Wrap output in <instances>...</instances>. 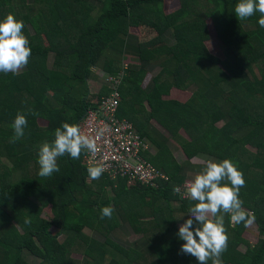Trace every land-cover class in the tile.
<instances>
[{
    "label": "trees",
    "instance_id": "16d2710c",
    "mask_svg": "<svg viewBox=\"0 0 264 264\" xmlns=\"http://www.w3.org/2000/svg\"><path fill=\"white\" fill-rule=\"evenodd\" d=\"M90 1L102 6L96 16L91 15L94 4ZM163 1L0 0V20L12 14L23 21L22 32L31 49L28 64L19 73L0 72V264H198L180 251L184 241L171 237L177 224L172 203L180 199L175 188L182 185L183 177L165 147L148 157L167 178L157 180L156 188L140 183L127 187L123 179H116L114 186L103 174L90 179L84 151L79 159L67 154L58 157L59 171L51 177L38 175V146L53 141L54 130L62 123L76 124L90 102L102 95L89 99L86 83L91 68L116 76L120 61L106 53L111 47L125 51L129 29L140 25L156 35L138 43L134 55L140 64L124 71L117 115L128 119L142 136L145 121L151 118L176 140V132L183 129L187 138L177 142L187 158L206 155L234 163L245 181L239 199L254 216L259 236L254 244L247 243L241 238L244 223L231 224L230 215L224 214L229 239L221 259L223 264H264V28L257 23L260 14L237 19L234 8L239 0H178L179 7L165 13ZM206 18L223 46L222 60L211 56L204 45ZM68 24L71 33L60 29ZM149 62L162 71L145 91L140 85L143 66ZM171 87L191 90L190 98L184 104L163 101ZM18 112L25 115L27 126L24 136L10 143ZM38 119L46 125L39 126ZM219 121L222 125L216 127ZM178 203L190 207L196 202ZM104 207L119 212L102 219ZM45 208L61 222L57 235L49 232V222L42 217ZM147 217L153 225L142 231L139 221ZM122 225L134 234H144L151 249L148 254L116 244L111 235ZM72 255H79L81 261Z\"/></svg>",
    "mask_w": 264,
    "mask_h": 264
},
{
    "label": "clouds",
    "instance_id": "9594fccd",
    "mask_svg": "<svg viewBox=\"0 0 264 264\" xmlns=\"http://www.w3.org/2000/svg\"><path fill=\"white\" fill-rule=\"evenodd\" d=\"M257 12L260 14L257 23L264 28V0H239L234 8L235 16L239 20H245ZM23 28V21L16 20L12 14L0 20L2 73L15 74L28 64L31 49L22 32ZM26 126L25 115L18 112L11 125L13 136L9 142L14 143L23 137ZM53 135V141H46L38 146V175L42 178L51 177L59 171L58 157L67 154L72 159H79L82 151L93 154L96 152L95 141L84 135L78 125L62 123L54 130ZM195 159L201 160L202 170L192 174V178L187 182V192L184 191L187 193L186 197L177 193L182 199L196 202L189 207V218L184 220L176 233L177 238L184 241L180 251L190 254L198 264H208L209 260L211 264H223L221 256L227 250L229 239L224 227V214H229L235 224L244 223L245 227L254 219L251 213L243 209V201L239 199L240 188L245 185V181L243 174L228 159L221 162L207 157ZM104 171V166L100 164H92L87 168L88 176L92 180L99 179ZM113 212L112 207H104L101 209V218L110 219ZM184 216L185 214L181 213L177 220ZM25 223H30V220Z\"/></svg>",
    "mask_w": 264,
    "mask_h": 264
},
{
    "label": "built area",
    "instance_id": "2783aa9c",
    "mask_svg": "<svg viewBox=\"0 0 264 264\" xmlns=\"http://www.w3.org/2000/svg\"><path fill=\"white\" fill-rule=\"evenodd\" d=\"M128 66V62H123L116 76H102L100 87L110 91L90 102L75 125L96 143L94 154L84 151L88 167L103 165L102 174L113 182L123 179L128 186L140 183L156 188L157 180L166 181L167 178L146 158L147 153H152L149 143L130 121L117 115L121 100L118 86ZM184 191L187 192V182L175 188L182 197L187 196Z\"/></svg>",
    "mask_w": 264,
    "mask_h": 264
},
{
    "label": "crops",
    "instance_id": "0c3cea01",
    "mask_svg": "<svg viewBox=\"0 0 264 264\" xmlns=\"http://www.w3.org/2000/svg\"><path fill=\"white\" fill-rule=\"evenodd\" d=\"M82 1L80 0L79 3H81ZM90 2L92 4H94V8L92 9L91 15L92 16L98 15L100 13V9L102 8L100 2H94V1H90ZM172 11L170 10L168 12H166V11H164V12L170 13ZM139 27L129 29V35L124 39V42H123L124 43L123 44V50H125V51H121V48L120 49L118 48V50H117L116 48L111 47V48H109V51H107V53H106V56L109 57L110 59L113 58L116 61H120V65H121L120 68H122L123 62H129L130 65L140 64L138 58L134 55L138 43L149 40L150 38H152L156 35V32L150 28L153 31V35L149 39H142L140 32L135 31L136 29H139ZM102 61H104V60H102ZM101 66H102V62H101ZM143 67L145 69V76L144 77H147V78L151 77L150 81H148L145 86H143V82L140 85V88L146 91L150 88L151 79L153 77H156L157 75H159L162 70L158 67V64H156L155 62H149L148 64H145ZM95 68L92 69L91 75L89 76L87 83L91 82L92 84L96 85V89L94 91L95 92L94 96L95 95L98 96L100 94L106 95L108 93V91H110V90H108L107 88H104V87L101 88L100 83L102 81V79H101L102 75L107 74V73L102 72L100 67L99 68L95 67ZM97 72H99V74H97ZM110 75H112V74H110ZM190 91L171 87L168 90V93L164 94L161 97V99L163 101H176V102L184 104L191 96ZM144 107L147 111L151 112V108H149L146 104H144ZM118 111H119V107H118ZM145 125H146V130H145L146 133L143 137L149 143L150 148L152 150V153H147V155H146L147 159L150 156H155L158 153L160 147H165L168 150V153L173 158V160L181 167L180 171H181V176L183 177L182 185L184 183L188 182L192 178V174H195V173L200 172L202 170L203 165L201 163V160L195 159V158L196 157L205 158L207 156L206 155H204V156L195 155L192 158H187L184 154L182 147L177 142L178 140L184 141V139L187 138L183 129H179L176 132V134H175L177 136V140H176L166 130H164V128H162V126H160V124L155 119L151 118L150 120L149 119L146 120ZM207 158H210V157H207ZM211 159H213L216 162H221V161H218V159L213 158V157ZM158 170L162 173V171L160 169H158ZM182 185H180V186H182ZM114 186H116V181H115ZM125 186L131 187L133 185L128 186L127 184H125ZM179 198H180L179 201L180 200H190V199H182L181 197H179ZM179 201H176V203H174V204L172 203V209H173V213H174V214L173 213L172 214L175 217L174 219H176L177 224H176V227H174V228H176V231L171 233V237L172 236L177 237L176 232H178L179 226L184 222V220L189 218V215L187 214L189 206H183L184 207L183 208L182 205L180 203H178ZM45 209H43V211ZM43 211H42V214H43ZM116 212H119V211H117V210L114 211V213H116ZM181 213H184L185 216L182 219L177 220ZM152 225H153V219L149 218V217H147L146 219H144L142 221H139V228L142 231H146L147 229L151 228ZM111 236H112L111 238H113V240H115L116 244H118L119 246H121L125 250H131L132 252H136L137 254H141V255H146L151 250L150 245H149L148 241L145 239L144 234H142V233L141 234H134L132 232V230H130V227L128 225L120 226V228H118V230L114 234H112ZM131 237H139V238H136L135 240H133L131 242V239H130Z\"/></svg>",
    "mask_w": 264,
    "mask_h": 264
},
{
    "label": "rangeland",
    "instance_id": "374dc122",
    "mask_svg": "<svg viewBox=\"0 0 264 264\" xmlns=\"http://www.w3.org/2000/svg\"><path fill=\"white\" fill-rule=\"evenodd\" d=\"M178 7H179L178 0H164L163 1V11H166V12H168L170 10L172 11V10L177 9ZM205 24L206 25H205L204 45H205L207 51L209 52V54L211 56L222 60L224 58L223 46H222L221 42L218 40V38L215 35V32H214V29H213L211 21L206 18ZM64 25H61L60 29H64V30H66L69 33L73 32V30L68 29L70 24H68L67 27L63 28ZM135 31L136 32H140V35H141L142 39H149L153 35V31L150 29V27H148L146 25H140L139 29H136ZM41 41H42L43 44H45V41H44V39L42 37H41ZM128 64L130 65L129 62H128ZM80 67H81V65H80ZM97 68H99V67H97ZM92 69H94V68H91V71H92ZM19 72H17V73H19ZM254 73L257 76L255 71H254ZM97 74H99V72H97ZM150 78L144 77V79L142 80L143 86H145L147 84V82L150 81ZM86 84H87V88H88V94H90V95H88L89 99H94L95 98V96H94L95 92L94 91L96 89V85L92 84L91 82L90 83H86ZM37 123L41 127L46 125V121L41 120V119H38ZM221 125H222V122L216 123V127H220ZM248 149H250V148H248ZM249 151H251V150H249ZM5 164H6L7 168L8 167L10 168V165L7 162ZM245 211L248 212L247 210H245ZM42 217L49 222V225H50L49 232L52 235H57L60 232V230H61V222H59L58 220H56V218H54L52 216L50 208H46L43 211ZM230 221H231V219H230ZM231 224H233L232 221H231ZM258 236L259 235L257 234V228H256V226L254 225L253 222L249 226L245 227V229L241 233V238L243 240L247 241V243H250V244H254L255 241L257 240ZM136 238H139V237H131L130 238L131 242L133 240H135ZM58 240L61 241L62 237L59 236ZM238 250L239 251H243L244 250V246L243 245H239L238 246ZM71 258L76 260V261H81V257L79 255H72Z\"/></svg>",
    "mask_w": 264,
    "mask_h": 264
}]
</instances>
